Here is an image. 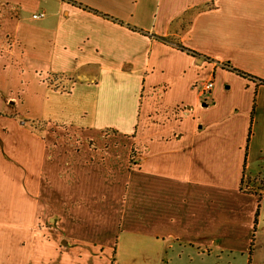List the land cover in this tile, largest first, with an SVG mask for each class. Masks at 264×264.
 Listing matches in <instances>:
<instances>
[{
	"label": "crops",
	"instance_id": "1",
	"mask_svg": "<svg viewBox=\"0 0 264 264\" xmlns=\"http://www.w3.org/2000/svg\"><path fill=\"white\" fill-rule=\"evenodd\" d=\"M259 79L264 0H0V264H120L140 238L152 264L236 248L264 264Z\"/></svg>",
	"mask_w": 264,
	"mask_h": 264
},
{
	"label": "rangeland",
	"instance_id": "2",
	"mask_svg": "<svg viewBox=\"0 0 264 264\" xmlns=\"http://www.w3.org/2000/svg\"><path fill=\"white\" fill-rule=\"evenodd\" d=\"M201 59V58H200ZM217 78V77H216ZM209 79H203L201 80L197 85H195V88L197 91H199V89L201 88L200 86L203 85L204 82H206ZM237 95H239L240 92V88L239 86L237 87ZM204 103H209L208 99L204 98L203 96L201 97V104ZM37 124V123H35ZM38 124L41 126V130H44V127L47 126L46 122L40 121L38 122ZM105 141L111 140L113 142V139L117 140L118 142L121 141L123 142L125 139L127 140L126 137L120 135L119 133H116V136L114 137H108L106 136L105 138L102 137ZM70 141L73 142L75 145L78 146V144H82L81 141L83 142H88L87 144L90 146H93L95 144L94 141L90 142V139H83L79 134H75L73 132L72 129H68V127H58V131H57V141ZM79 142V143H77ZM86 144V145H87ZM82 147H78L76 148L77 150H80ZM88 150H94L93 147H87ZM108 147L103 148L102 150L104 151V153H106ZM86 150V149H85ZM118 154L119 156H123L126 152L124 151V147H118ZM108 156H112L113 154H108L106 153ZM134 155V153H133ZM115 156V155H114ZM123 158V157H122ZM121 158V159H122ZM92 175L95 176L96 172L95 169L92 170ZM106 184L109 185V187H117L118 183L121 182L122 184H124L123 181H119L116 182V180L112 179L111 176H107L106 180H105ZM247 183H249V180H246ZM125 186V184H124ZM61 187H58V190H60ZM247 191H254V189L250 190L247 189ZM62 192H65V189H62ZM62 211L58 210L55 214L51 213V218L46 220V224L47 227L50 226L48 231H51L52 235H54L58 241L60 239H67L66 233H64V223H65V219L61 216ZM55 224V225H54ZM54 225V226H53ZM102 238H105L104 236H100ZM130 237V236H129ZM66 245V249H68V244H64ZM101 248H105L108 245L107 244H100ZM147 245V244H146ZM145 245V241L143 238L138 239L137 244H123V251L124 253L122 254V257L120 259V264H152V260H147L145 257V252H144V248L146 247ZM63 247V245H62ZM122 251V252H123ZM136 252V254H133L134 256H132L131 254L128 256L127 253H134ZM173 254V253H172ZM216 251L211 253L209 256H204V257H189L187 254H183L181 257L178 255L176 257L173 258L172 260V264H247V257L246 254H242L240 251L237 250V248L235 249V251L231 254L229 253H224L223 256L221 258L216 257ZM234 257V258H233ZM136 258V259H135ZM116 260L115 258L113 259V264H115ZM168 264L167 262H164V264ZM171 264V263H170Z\"/></svg>",
	"mask_w": 264,
	"mask_h": 264
},
{
	"label": "built area",
	"instance_id": "3",
	"mask_svg": "<svg viewBox=\"0 0 264 264\" xmlns=\"http://www.w3.org/2000/svg\"><path fill=\"white\" fill-rule=\"evenodd\" d=\"M46 16V12L45 11H41V12H37V13H34L33 14V18L34 19H41L43 17ZM201 88L199 89V91L201 92L202 96L206 99H209L211 96H212V92H213V89L215 87V79L212 78V79H209L207 80L206 82L203 83L202 86H200ZM67 89H63V91H65ZM246 180H249V179H246ZM245 180V183H247ZM263 181V180H262ZM261 181V182H262ZM245 190L247 189H250V184L247 183L245 186H244Z\"/></svg>",
	"mask_w": 264,
	"mask_h": 264
},
{
	"label": "trees",
	"instance_id": "4",
	"mask_svg": "<svg viewBox=\"0 0 264 264\" xmlns=\"http://www.w3.org/2000/svg\"><path fill=\"white\" fill-rule=\"evenodd\" d=\"M160 39H162V40H165V41H170L169 40V38H167V37H159ZM174 45H176L179 49H181V50H184V51H187L188 53H190V54H192V55H194V56H201V54L200 53H198V52H196V51H194V50H192V49H189V48H187V47H185L183 44H181L180 43V41H175L174 42ZM207 58V57H206ZM227 66V68L229 69V70H231V71H234V72H236V73H238V74H240V75H242V76H244V77H248V76H250L249 74H247V73H245L244 71H242V70H240V69H237V68H235V67H233V66H231V65H226ZM250 77H252V76H250ZM254 78V77H253ZM261 82H263L264 83V80H262V79H259ZM38 122H40V121H38ZM261 198V197H260ZM257 216H256V223H257V221H258V216H259V207H258V211H257V214H256ZM255 230H256V227H255Z\"/></svg>",
	"mask_w": 264,
	"mask_h": 264
}]
</instances>
